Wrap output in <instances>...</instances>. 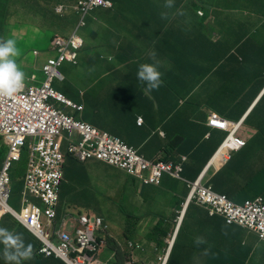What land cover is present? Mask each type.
Returning a JSON list of instances; mask_svg holds the SVG:
<instances>
[{
	"label": "crops",
	"instance_id": "0c3cea01",
	"mask_svg": "<svg viewBox=\"0 0 264 264\" xmlns=\"http://www.w3.org/2000/svg\"><path fill=\"white\" fill-rule=\"evenodd\" d=\"M78 1L80 0H0V32L4 30L7 21L16 18L22 32L16 30V35L33 43L30 50L35 49L36 41H40L45 35L66 37L77 29L79 17L72 9L61 17L56 14L54 8L60 4L72 6ZM112 1L115 3L114 10L92 12L87 16L85 26L78 30L84 39L83 49L86 50L79 52V61L73 66L72 74L79 77L82 87L73 86L72 92L69 87L64 89L75 102L80 101L79 95L84 92L83 121H87L88 113L95 116L88 122L119 137L145 159L154 160L161 153L164 159L177 162L180 157L185 156L182 176L193 181L204 171L206 162L212 155L210 152L214 151L223 139L222 133L212 132L207 127L208 114L218 108H224L226 104L225 101L220 103L215 100L221 93L209 96V89L219 88V83L222 84L225 75L222 79L211 80L210 77L214 79L220 73L213 72L214 69L209 71V59L201 58L205 47L201 35L205 30L200 26L199 18L194 15L193 5L187 4V0H171V7L167 6L169 0ZM230 1L189 0L191 3L202 4L207 11L228 8L229 10L225 9L228 14L219 17V20L223 19L220 26L225 29L236 27L245 32V28L257 26L256 14L242 10H255V6L247 7L246 4H241L242 11L234 10L226 6ZM36 11L42 13L37 14ZM163 20H168L163 34L152 43L146 42L141 36L160 33L156 27L161 21L163 23ZM262 22L264 21L261 20L259 26ZM180 28L185 31L183 38L179 37L183 34ZM229 32L227 35L233 36L231 30ZM192 34L200 36L201 39L198 41L189 38ZM0 36L2 39L1 33ZM237 37H240L239 41L242 42L252 36L239 34ZM222 39L223 32L219 43ZM226 41L234 44L224 38V43ZM46 46L43 39L38 48ZM85 51L87 53L84 54ZM220 51L215 52L222 62L227 54ZM150 53H155L154 59L150 57ZM16 58L19 60V57ZM43 60L44 57L40 56L36 60L33 57L30 60L28 57L24 63L28 68L37 69ZM155 61L160 62L159 70L162 72L163 84L158 90H149L146 84L143 85L137 80L136 73L141 64ZM67 67H63L62 71L71 74ZM98 69L101 74L96 76ZM33 74L40 79L38 70L33 71ZM204 84L207 86L203 87ZM122 85L127 88L122 89ZM119 88L124 90L122 94ZM93 89L99 90L109 100L119 98L128 106L108 102V113L102 114L99 112ZM225 97L227 96L223 94L220 99ZM211 98L214 100L210 101L212 103L209 105L207 103ZM231 115L235 117V113ZM137 116L143 118L141 127L136 126ZM208 132L211 136L206 139ZM249 132L253 134L252 129ZM65 145L63 138L58 140L60 151L64 150ZM234 154L235 169L238 170L234 173L238 183L242 184L248 178H258L264 184V137L249 138L247 145ZM106 168L108 167L95 161L76 164L67 158L66 178L72 182L69 204L73 202L72 196L91 193L102 186L118 191L114 189L116 175L121 191L127 195L126 205L129 210L152 214L159 219H173L180 212L188 193L183 181L164 176L159 189L148 186L139 189L134 179L118 171L110 177L105 176L103 173ZM212 174L213 169L207 171L204 182L211 183L209 180ZM21 188L20 183L13 187L14 194L10 200L16 211L22 208ZM252 190L264 191L256 184ZM32 201L37 202L35 199ZM2 221L1 229L19 237L18 243H22L24 248L31 247L30 258H20L19 264H61L54 259L33 256L36 239L26 232L15 218L6 216ZM197 237L202 238L203 243L197 244ZM137 240H144V237H137ZM23 250L6 245L3 237H0V258L18 256ZM174 253L179 264H264V241L259 240L255 233L228 225L219 217H210L204 209L190 204ZM9 260L11 264H17L16 260Z\"/></svg>",
	"mask_w": 264,
	"mask_h": 264
},
{
	"label": "clouds",
	"instance_id": "9594fccd",
	"mask_svg": "<svg viewBox=\"0 0 264 264\" xmlns=\"http://www.w3.org/2000/svg\"><path fill=\"white\" fill-rule=\"evenodd\" d=\"M186 3L189 4V0H187ZM114 6L115 3L112 0H80L77 4L72 6L61 4L57 5L54 8L56 14H61L64 10L69 12V9H72L78 15L79 23L77 29L68 36L64 37L61 35H45L42 39H45L47 46L45 48L35 47V49L30 50L31 55L34 56L35 60L39 56L44 57V60L40 64L39 68H30L32 71L38 70L40 73V79H37L36 76H34L33 79H31V81H33L32 83L25 81L26 74L18 65L20 64L25 66L24 62L26 58L29 57L30 53L23 61H21V59L18 60L16 57L19 56V50L16 47V41L13 39H0V97H13L20 93L25 86L38 88L41 87V85L45 83L48 76L45 74L44 67L50 65L49 76L51 77V81L48 78L47 82L50 81L51 89L59 95L58 97L60 99L57 97L50 98L48 104L60 115L73 117V115L68 114L67 111H71L73 114H78V116H80V128L82 125L83 112L85 109V105L82 100V97L85 95L84 92L79 95L81 98L80 101L75 102L72 96L70 97L68 93H60L56 87L58 86L59 82H63L66 79L64 78L66 72L62 71V68L66 66L73 68V66H75L79 61L78 56L79 52L83 50L84 39L83 36L78 33V30L85 26L87 16L99 8L101 10H114ZM167 6L171 7V0H169V4ZM192 9L194 10V15L198 17L200 23H202L203 29L205 31L206 25L209 27L216 25L219 17L221 16L216 12V10L220 8H214L210 11H207L203 8L192 7ZM225 9L229 10L228 8ZM227 10H225L224 15L228 14ZM167 21L168 20H163V23L161 21V24L156 27V30H159L160 33L155 35L146 34L141 37H143L146 42L152 43L154 39H157L163 34ZM218 36L219 35H217V37ZM49 39H51L50 42H48ZM150 57L154 59L155 53H150ZM49 61H52V64H50ZM218 64L221 65V61L217 60L213 66L208 65L207 68L210 71V67L213 68ZM159 65L160 62L155 61L154 63L141 64L138 67L136 78L138 81L145 83L149 90H158L163 84V80L161 78L162 72L159 70ZM216 68L213 69L216 71ZM55 84H57V86ZM126 88L127 87L122 85V89ZM122 89L119 88L121 94L124 92ZM263 92L264 88L252 102L246 113L238 120L224 118L216 113V111L210 112V114L217 115L223 122H225L226 127L222 128L219 125H210L208 117L206 121L207 127L211 131L220 132L225 135L223 136L219 146L210 156V160L206 162L204 171H200L201 173L193 181L186 180L182 176V165L186 161L185 156L180 157L179 161L177 162H172L164 159V155L159 153L154 160H147L138 154L132 146L125 143L119 137L103 131L88 121H85L82 135V148L78 162L79 164H84L89 161L98 162L106 167L112 168L115 171L131 177L135 180V183L139 189L141 187L147 186L159 189L162 185V179L165 176L172 180L175 179L183 181L185 186L188 188V193L182 203L180 212L173 219H159L158 216L152 214L129 210L126 205L127 195L123 193L124 196L122 199L124 201L125 210H127L128 213H118L117 215L124 225H127V223L129 224V222L133 221L132 226H136L139 231L141 230V232L133 239L129 238L128 236L126 238L122 237V230H114L113 227L110 226V223L100 215L95 214L91 216L87 213L74 214L71 211V208L74 205L75 196L77 195L72 196L73 202L72 204H69V209H67L66 212V218L62 228V234L55 260L59 261L61 264H101L99 260H96V254L100 248L106 246L108 242L107 239H109L111 240L112 257L115 259L122 257L123 264H166L170 253L173 252L176 247V239L182 229L184 218L190 204H194L197 207L204 209L209 215V211L206 206H201L196 203L197 187L210 189L213 194L221 197L224 196L227 201L232 202L237 206H244L247 202H256L258 199H262L264 204V195L248 198L242 203H237L230 200L224 194L216 192L213 189V185L211 183L208 184L207 182H204V179H206L207 176V171L209 172L210 169H213L214 174H212L210 177L211 180V178L223 168V166L227 163L231 156L234 155V153L239 152L247 145V140L249 138L258 136L256 135L257 133L254 129L248 127L247 128L249 130H253V134H250L247 139L240 137L239 132L243 127H246L243 123L244 118L255 106ZM210 114H208V116ZM135 123L137 127L143 126V118L141 116H137ZM233 125H235L236 128H234ZM79 131L80 129H78V132ZM161 134L163 133L161 132ZM78 136L79 135L77 134V137ZM210 136L211 133L208 132L206 139L210 138ZM260 136L262 135L259 134V137ZM233 137L243 140L244 145L239 148L233 146L231 142V138ZM6 147L10 146L5 140L0 139V148ZM19 150L21 152L31 151V149L23 148H19ZM9 154L10 152H7L5 155L0 157V164H2L0 167V237H3V242L6 245L15 246L18 249H24L23 251L19 252L18 256L13 255L10 256L9 259L16 260L17 264H19L20 258H30L31 247L28 246L27 248H24L22 243H18L19 237H14L12 234L8 233L6 229H1L3 222L2 220L6 216H12L22 225V228L26 230V232L41 242L40 248L33 250V256L51 259V252L53 250L55 237L57 235L53 232L54 221L58 198L65 174V167L57 165L55 168L45 169L37 165L36 169L38 171H33L29 168L30 158L17 157L16 160L13 159L11 161V165L6 171L5 164L8 160ZM220 154L222 160L216 161ZM60 156L73 159L72 154L69 153H62ZM23 159L25 161V165L20 167L23 171V175L18 179L19 182H17L20 183L22 187L20 191V202L22 208L19 211H16V209H14L10 204V200L13 197L12 194H14L13 187L15 186L14 182L16 180L15 176L14 180L12 172L14 166L20 164ZM32 174H34L35 178ZM40 179L43 181L40 182ZM34 180H36L37 185H39V188H37L35 191H33L32 187L29 185V183L33 182ZM106 191L110 194L108 199V210L121 212L122 209L120 207H117V209L111 208V206L116 205L117 202H122L120 197L121 193L110 189H106ZM92 193L93 190L91 193H85L83 195H89ZM112 193L113 196H111ZM43 196L52 199V203L45 202ZM32 199H35L40 203L34 202ZM208 206L211 207L210 204ZM32 207H35L38 212L32 214ZM48 210H50V214L46 213ZM32 215L34 216L33 219L31 217ZM209 216L219 217L228 225H235L253 232L257 235L259 240L264 241V238L260 236L254 227L255 225L241 226L236 223H228L227 219L221 215L213 214ZM151 219L154 220V222L150 223ZM159 224L165 225L166 227L168 226L167 236L163 240V250L161 249L162 251L159 252L152 260H146V262H143L140 259V252L145 250L144 246L146 247L147 244L153 248H156V243L151 240V237L153 234H155L156 228L159 226ZM96 231L107 233L108 235L105 239L97 238L95 237ZM148 234H150L149 237H146ZM140 236L144 237V240H142L144 246L142 244H135L133 242L138 241L137 237ZM178 240L179 236L177 242ZM196 243H203V239L197 237ZM127 254L130 256L126 257ZM9 259L6 256L1 257L0 264H11Z\"/></svg>",
	"mask_w": 264,
	"mask_h": 264
},
{
	"label": "trees",
	"instance_id": "16d2710c",
	"mask_svg": "<svg viewBox=\"0 0 264 264\" xmlns=\"http://www.w3.org/2000/svg\"><path fill=\"white\" fill-rule=\"evenodd\" d=\"M191 4L193 5V8H203V5L198 2H189V5ZM241 4H246L247 7L249 5H253L256 7L255 10H251L248 8L242 9L248 10V13L256 14V19L258 20L256 27L245 28V32L243 31V29L236 27H228L227 29H225L220 26V22L223 20L220 19L217 21L216 25H213L211 27L206 25V31L201 35V37L204 38L205 44L204 50H202L201 52V58H203L204 60L209 59V66H213L217 60L221 61L220 57L215 52L216 50H221L220 52L225 51V54H227L226 59L221 62V65L216 68V71H213L219 72L220 74L218 76H215L214 79L210 77L211 80H219L222 79V77L225 75L224 80L222 84L219 85V88H216L215 90L209 89V92L211 93L209 96H217V94L219 93H221L219 97H222L223 94L227 96L225 97V99H220V102L225 101V107L218 108L216 112L220 116L231 120L240 119L264 88V37L262 38L263 40H260L261 36H264V34H262V32L264 31V22L259 26L261 20H264V0H231L229 4H226V6L234 10H241ZM97 10L101 9L99 8ZM36 13L39 14L42 12L36 11ZM66 14L67 12L64 10L61 14L58 15L64 17ZM199 24L203 28L202 23ZM180 30L183 34L179 37L183 38L185 31L183 28H180ZM229 30H231L233 36L227 35ZM222 32L223 42L222 40H220L221 42L219 43ZM239 34H242L243 36L249 34L252 37H247L245 40L240 42V37H237L239 36ZM217 35H219V38L217 37ZM189 38H195L199 41L200 36L197 37L195 36V34H192L191 36H189ZM224 38L233 41L234 44H230L227 41L226 43H224ZM18 49H20V46L18 47ZM84 50L86 49H83V51ZM85 53H87V51H85L84 54ZM210 69L212 71L213 68L210 67ZM34 76L36 75L33 74V71L29 70L27 72L25 81L32 83L33 81H31V79H33ZM144 84L145 83H143V85ZM55 85L57 86V84ZM210 100L213 101L214 99ZM210 100H208L209 104L212 103L210 102ZM232 113H235V117H232ZM243 123L246 127L252 128L256 131V135H258L256 138L259 137V134L264 137V92L255 106L246 115ZM224 135L225 134H223V136ZM213 152L214 151L210 152V155L213 154ZM235 156L236 154L232 155L227 163L223 166V168L211 178L210 182L213 185V189L218 193L224 194L230 200L237 203H242L247 198H254L259 195H264L263 190H252V187L255 184L264 189V184L260 182L261 179L248 178L244 180L242 184L238 183L236 174L234 173L238 172V170L235 169ZM217 159L221 161L222 157L219 156ZM1 165L2 164H0V167ZM12 176L14 178L13 174ZM80 195L83 194H78L77 196ZM75 201L76 200H74V202ZM37 203L40 202L37 201ZM112 218L116 219L117 222L120 223V231L122 230L121 235L124 238H126L127 236H133V238H135L137 234L141 232V230L139 231L136 226H132L133 221L129 222V224L127 223V225H124L119 219L118 215H113ZM167 233L168 226L166 227L165 225L159 224V226L156 228L155 234H153L151 237V240L156 243V248H153L148 244L145 247L142 243V240L133 241L135 244H142L145 248L144 251L140 252L141 261L146 262V260L150 261L155 258L160 249H162V247L164 246L163 240L167 236ZM173 252L170 253L166 264H179V261L177 260L175 253L173 254ZM128 256L130 255L127 254L126 257Z\"/></svg>",
	"mask_w": 264,
	"mask_h": 264
},
{
	"label": "built area",
	"instance_id": "2783aa9c",
	"mask_svg": "<svg viewBox=\"0 0 264 264\" xmlns=\"http://www.w3.org/2000/svg\"><path fill=\"white\" fill-rule=\"evenodd\" d=\"M49 63L52 64V61H49ZM49 67L50 65L44 67L45 74L48 76L41 87L25 86L20 93L13 97H0V123H2V127H6L4 131L6 137L9 136L13 124L16 126L15 128L20 127V129L24 131V125H34V123L38 122L42 126H47L49 123H52L50 115H60L48 104L50 98L57 97L60 99L58 97L59 95L50 87L51 77L49 76ZM48 78L50 81L47 82ZM39 112H44L47 116L40 117L38 116ZM31 114L35 118V122L30 119ZM208 121L212 126L219 125L222 128L226 127V123L215 114H210L208 116ZM57 124H59V122H57ZM233 126L236 128L235 125ZM53 128H56V126L53 125ZM42 134H45V132H42ZM231 142L236 148L244 145V141L237 137L231 138ZM9 146L10 154L5 164L6 171L10 167L11 161L17 159L19 151L18 146ZM59 158V153L45 151L43 150V147H39V149H31L29 168L33 171H38L36 169V166L38 165L45 169H52L57 166ZM32 175L35 178L34 174ZM39 181L41 182L43 180L40 179ZM29 185L32 187L33 191L39 188L36 180L29 183ZM196 196V203L201 206H206L209 215L214 214L224 216L228 223H236L241 226L255 225L254 227L260 236L264 238V204L262 199H258L256 202H247L244 206H237L234 203L227 201L224 196L221 197L215 195L210 189L201 187H197ZM43 198L45 202L52 203V199L45 196H43ZM209 204L211 207L208 206ZM37 212L38 210L35 207H32V214ZM46 213L50 214L51 212L48 210ZM31 217L33 219L34 216L32 215Z\"/></svg>",
	"mask_w": 264,
	"mask_h": 264
},
{
	"label": "rangeland",
	"instance_id": "374dc122",
	"mask_svg": "<svg viewBox=\"0 0 264 264\" xmlns=\"http://www.w3.org/2000/svg\"><path fill=\"white\" fill-rule=\"evenodd\" d=\"M214 4H217V3L214 2ZM216 12H217V14H219L221 16L225 14V10H223V9H217ZM20 26L21 25L19 23H16V18L10 19L9 21H7V23L4 27V30L0 33L3 37L2 38L3 40H7V39L15 40L17 49L21 44L24 43L22 45V47L20 49H18L19 50V56L18 57H19V59H21V61H23L27 57V55L30 53V47L33 45V43L27 42L26 39L18 38V37H20V35H16V30L19 31L20 33H22L20 30ZM263 37L264 36H261L260 40H263L262 39ZM42 42H43V39H41L40 41L37 40L36 45L34 47L38 48ZM21 52H24V54L22 55ZM32 57L34 58V56L31 55V53H30L29 54L30 60L32 59ZM18 65L21 68V70L24 71V73L26 75H27V72L29 70H31L30 68H28V65L27 66L26 65L23 66L20 64H18ZM67 68L71 72V74H69V72L67 71V73L64 75V78H66L65 81L59 82L58 87H57V90L60 93H65V94L68 93L65 90L67 87H69V89H71V92L73 90V86L80 87V88L82 87L79 77L75 74L74 75L72 74L73 68H70V67H67ZM99 74H101V70L98 69L96 76ZM219 85H221V83H219ZM205 86H207V84L203 85V87H205ZM64 87H65V89H64ZM203 87H201V88H203ZM93 92L96 95V101L98 104L99 112L102 114L108 113V102H116V103H119L120 105L128 106V104H126L124 101H122L119 98L118 99L113 98V99L109 100L97 89H93ZM197 94H195V95L197 96ZM215 100L217 102H220V97L218 99H215ZM207 104H209V102ZM67 113L70 115H73L74 118L80 117V116H78V114H73L71 111H67ZM87 116H86V120L90 121V122L95 117V116L91 115L90 113H88ZM63 135H64V133L62 132L59 139H61V137ZM239 136L244 138V139H247V137L250 136L249 129L247 127H243L239 132ZM35 140H36V138H34V137L30 138L31 142H34ZM7 152H10V147L0 148V157L2 155H5ZM62 152L65 153V148H64V150H62ZM30 154H31V151H25V152H21L20 150L18 151V157L30 158ZM67 158H69V157L64 158V157L60 156L57 165H61V166L65 167ZM24 165H25V161L23 159V161L20 164L15 165L13 168L12 173L16 177V180L14 182L15 185L18 184L17 183V182H19L18 179L20 177H22V175H23V171L20 167H22ZM115 172L116 171L114 169L108 167V168H106V171H104L103 174L105 176L110 177L111 175L115 174ZM65 175H66V173H65ZM64 186L69 188L70 183L67 182L64 184ZM108 189H109V187H108ZM114 189H117L119 191V193H121L120 197L122 200L124 194H123V192H121L122 188L120 187V181L116 177V175H114ZM109 197H110V194L106 191L105 186L99 187L96 190H94L92 194L75 196L76 201L74 202V205L71 208V211L74 214L87 213L91 216H93L95 214L100 215L111 224V226L113 227L114 230L120 231V223H118L116 219H113L112 216L117 215L118 213L125 214V213H128V211L125 210L124 201H122L121 203L117 202L116 205L111 206L112 209H117V207H120L122 209L121 212L108 210V208H109V203H108ZM151 222H154V220L151 219L150 223ZM74 226H76V225H74ZM58 229H59V225L57 224L56 230H58ZM107 235H108L107 233H103L100 231L95 232V237H97V238L105 239L107 237ZM149 235L150 234L146 235V237H149ZM128 237L133 239V236H128ZM96 260H99V262L101 264H123V258L122 257H118L117 259L112 257L111 240H108L105 247L100 248L98 250V252L96 254Z\"/></svg>",
	"mask_w": 264,
	"mask_h": 264
},
{
	"label": "bare ground",
	"instance_id": "6f19581e",
	"mask_svg": "<svg viewBox=\"0 0 264 264\" xmlns=\"http://www.w3.org/2000/svg\"><path fill=\"white\" fill-rule=\"evenodd\" d=\"M38 116L43 117L47 116V114L44 112H39ZM50 116L52 123H49L47 126H42L37 122L34 123V125H24V131H22L20 127L15 128L16 126L13 124L12 128L10 129L9 136L7 137L4 135L6 127H2V123H0V139L5 140L8 145H16L23 149H39V147H43V150L45 151L62 154L63 152L60 151V148L58 147V140L61 136V133L63 132L64 135L61 138L66 141L65 153L72 154V160L77 164L79 162L80 151L82 148V135L85 121L82 120V125L79 128L80 118H74L65 115ZM30 119L35 122V118L32 116V114ZM57 122H59V124H57ZM53 125H55L56 128H53ZM78 129H80L79 132ZM42 132H45V134H42ZM77 134L79 135L78 137ZM32 137L36 138L34 142L30 141V138ZM219 156H221V154ZM216 161L220 160L217 159ZM67 182L70 183L69 179L66 178V175L64 174L63 183L58 198L53 229V232L57 234L55 237L53 250L51 252V259L54 260L58 252L62 228L65 222L66 212L71 197L72 182L70 183L69 188L64 186V184ZM57 224L59 225L58 230H56ZM40 245L41 242L36 239V247L34 250L39 249Z\"/></svg>",
	"mask_w": 264,
	"mask_h": 264
}]
</instances>
